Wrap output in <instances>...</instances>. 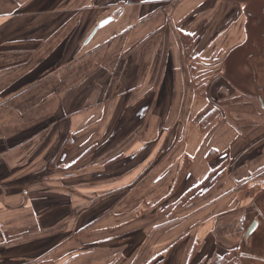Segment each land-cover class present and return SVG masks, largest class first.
Masks as SVG:
<instances>
[{"label": "crops", "instance_id": "1", "mask_svg": "<svg viewBox=\"0 0 264 264\" xmlns=\"http://www.w3.org/2000/svg\"><path fill=\"white\" fill-rule=\"evenodd\" d=\"M78 1L0 0V264H48L36 255L48 259L52 235L59 238L56 264L67 257L83 264H197L229 251H219V238L204 227L232 211L246 177L264 168V154L252 167L248 153L264 139V104L232 81L222 85L230 94L221 91L219 106L208 103L191 75H203L199 62L222 61L208 51L228 22L226 34L241 19L246 32L243 4L84 0L94 3L79 21ZM108 17L115 27L104 25L86 42ZM184 36L193 40L189 58ZM247 39L226 36L218 46L228 52ZM8 79L15 80L2 85ZM123 104L129 112L120 116ZM47 109L54 110L50 119ZM215 110L201 129L202 116ZM66 136L71 146L50 162ZM111 142L120 150L113 161L134 164L118 177L79 182L95 172L89 165L96 149L114 157ZM49 204L69 211L56 214L48 232ZM80 204L86 207L79 211ZM146 205L149 213L135 208Z\"/></svg>", "mask_w": 264, "mask_h": 264}, {"label": "rangeland", "instance_id": "2", "mask_svg": "<svg viewBox=\"0 0 264 264\" xmlns=\"http://www.w3.org/2000/svg\"><path fill=\"white\" fill-rule=\"evenodd\" d=\"M66 0H63V2ZM70 2V1H69ZM223 5L226 6L228 9L229 7H236L238 4L249 5L253 6V8L256 9V13L251 14L248 13V8L244 7L245 15L251 14L253 15L254 19H258V22H260V25L257 24L256 32L259 30V32L264 33V13L261 10V6L264 4V0H223ZM229 2V3H228ZM94 2H90L88 4V1H78V3H75L76 7L78 8L79 16L78 20L86 21V7H92ZM228 3V4H227ZM221 3H217V7L220 6ZM215 11L212 10V12ZM258 13V14H257ZM210 15V14H209ZM213 15V14H212ZM246 15V19L248 18ZM49 16L47 15V19ZM242 18V17H241ZM231 18L230 15L225 16L224 21H229ZM64 20V19H63ZM69 17L67 18V21H69ZM249 21V18H248ZM244 23V26H246V32L244 33L243 30H241L243 19L239 21V23L234 27V34L231 35L226 34V31L228 27L231 25V22L224 23L225 27L222 29L220 34H218V40L216 41V45L214 46V43L209 45V53L212 55L221 56L224 55L221 62L215 61V59L208 58L207 61L199 62V66L201 71H204L203 75L201 74L200 77L196 76L193 77L191 75V78H193L194 83L192 86H194V90L199 93L198 97H204L206 95L207 90V96L210 98L208 103H216L218 105V100L222 97H225L226 95H221V91H224L226 94L229 93L228 88L222 87L223 84L226 83V85H229L230 81L233 82L234 85H236L238 88H241L242 90L246 89V92L253 98V101L257 103L258 101H261L264 104V37L263 38H256L255 41L251 40L253 39V30H252V24L250 22ZM116 21L109 22L107 25H111L112 27H115ZM103 26V27H105ZM101 27V28H103ZM251 29V30H250ZM48 34V33H47ZM244 35L246 37H250L249 43L246 41V45L231 49L228 52H226L225 49H221L218 45L222 41L224 37H230L231 40L234 38H243ZM258 35V33H257ZM236 36V37H235ZM78 38V37H77ZM80 39V38H79ZM77 40V39H76ZM74 41V43L76 42ZM82 41H80L81 43ZM183 44L185 45V48L187 46V43H190L191 48L193 45V40L186 39L182 40ZM9 63V62H8ZM6 64V63H5ZM1 65V63H0ZM11 66H8L7 69H10ZM222 69V70H221ZM206 70V73H205ZM205 76V77H204ZM15 79H8L2 82V85H8ZM17 80V79H16ZM232 85V83H230ZM73 90V89H72ZM75 90V88H74ZM261 90L262 92H260ZM230 94V93H229ZM234 95V94H231ZM258 96V97H257ZM59 99V95H57ZM229 97L228 99H230ZM263 99V100H262ZM228 101V100H227ZM230 101V100H229ZM259 104V103H258ZM127 105L123 104L124 108H121L119 110L120 116L128 115L129 110L126 109ZM219 106V105H218ZM217 111L215 110L214 115H217ZM39 112H43V110H39ZM47 119H50L54 113V110L47 109ZM211 112V111H208ZM32 113H36V111H32ZM18 114V113H17ZM116 114V117L118 116ZM19 116L22 115L21 112L18 114ZM38 115L35 114L34 116ZM127 117V116H126ZM228 119L229 114L227 115ZM116 128V127H114ZM113 128V129H114ZM240 131H243L242 128H239ZM264 131V129H263ZM259 132H262V129L259 130ZM263 133V132H262ZM262 135V134H261ZM259 135V138L261 137ZM116 142V141H114ZM111 142L112 144L111 148L112 152H107L109 154H113L114 157H104L102 156L101 148L96 149L94 151V157L92 158L93 164H90V167H95V172H89L81 174L77 177V180L79 182L86 181V179H93L94 181H103L110 177H118L120 176L121 172L124 171V169L130 165L134 164L135 159L130 160H123V161H113L115 158L116 153H118L120 150L118 148H115L116 145H119L118 143ZM102 143V142H101ZM104 146L107 145L106 143H102ZM163 150V149H162ZM164 151V150H163ZM166 152V151H164ZM253 152V156L251 157V160H254V163L252 164V167H255L256 165L262 163V160H257V158L264 154V139L256 140V146L255 148L248 151V153ZM247 153V154H248ZM111 154V155H112ZM169 152L167 153V155ZM104 157V158H103ZM248 159L247 156H244V161ZM81 163V162H80ZM111 163V164H110ZM248 163V162H247ZM88 166V165H87ZM101 168V169H99ZM99 169V170H98ZM246 176V175H245ZM246 178H248L250 182L247 183V186L239 187V190L237 192V201L238 204L234 206L232 211H229L228 213L218 216L213 221L210 220V222L204 227L206 228V234L213 233L214 235L219 238L218 244L220 245L219 251L222 249L225 250H232L234 249V253H232L231 256L235 257V260L237 264H264V168L254 171L253 174L248 175ZM83 180V181H82ZM247 180V179H246ZM235 185V184H234ZM81 187V185H80ZM225 188L220 192H224ZM53 192V190L51 191ZM218 193V195L220 194ZM81 195H86L85 190H80ZM84 198V197H83ZM79 203H86V201L79 200ZM80 204L79 205V211L86 207V205ZM100 207L104 209V206L102 204L100 206H96L97 210H100ZM106 207V206H105ZM48 210V216H47V225H48V232L50 231V227L52 225L56 226V214H58V217L65 216L67 212L69 211L68 207H60V206H54V204H49L47 206ZM135 208L141 209L142 213H149L151 207L150 206H136ZM186 208V207H185ZM161 210H164V205L162 206ZM137 211V213L139 212ZM139 214V213H138ZM237 217V219H235ZM240 220V221H239ZM224 222L221 228L218 229L217 223ZM56 225H55V224ZM256 223L255 228L250 232L248 236H246V233L248 229ZM236 226V227H235ZM54 228V227H53ZM203 228V229H204ZM202 229V231H203ZM201 240H204L203 235L201 234ZM47 241V248H46V256H48V259L39 261V255H36L38 262H47L48 264H56L58 261L56 260V247L58 246L59 238L54 239L53 235L52 237H49ZM192 239V238H191ZM81 245V242H80ZM173 249V248H172ZM42 254V253H41ZM214 253L212 256H215ZM42 256V255H41ZM204 258L200 257L202 259V263H207L209 261L207 255H203ZM43 257V256H42ZM41 257V259H42ZM51 258V259H49ZM69 262L66 264H83V261L78 259L70 260V257L66 258ZM35 264V263H34Z\"/></svg>", "mask_w": 264, "mask_h": 264}, {"label": "trees", "instance_id": "3", "mask_svg": "<svg viewBox=\"0 0 264 264\" xmlns=\"http://www.w3.org/2000/svg\"><path fill=\"white\" fill-rule=\"evenodd\" d=\"M183 39L186 40V39H189V37L188 36H184ZM190 45H191L190 43H187V46L185 48V54H186V56H188V58L192 54V52H191L192 49H191ZM184 47H185V45H184ZM214 116L215 115H214L213 111L207 112L204 116H202V118L199 121L200 128L201 129L206 128V126L214 118ZM38 133H40V132L36 131L33 134H38ZM71 144H72L71 138L69 136H66V139H64L63 142L58 147V149H56V152H55L54 156L50 159V162H54L55 163L56 160L58 159L59 154L61 153V150H63L65 147L71 146ZM80 159L74 164L75 165L78 164ZM73 167H75V166H73ZM181 174H182V172H181ZM101 211H102V207H100V210H94L93 212L94 213H101ZM232 253H234V250H229V251H227V252H225V253H223L221 255H216V256L212 257V259H210V261H208L205 264H237V262L235 260V257L231 256ZM159 258L157 257L156 259L160 260ZM151 263L157 264V263H159V261L158 262L157 261L156 262L152 261ZM197 264H204V263L199 261V262H197Z\"/></svg>", "mask_w": 264, "mask_h": 264}, {"label": "flooded vegetation", "instance_id": "4", "mask_svg": "<svg viewBox=\"0 0 264 264\" xmlns=\"http://www.w3.org/2000/svg\"><path fill=\"white\" fill-rule=\"evenodd\" d=\"M244 7L245 8H248V11L250 10V12H248V13H251V14H254V13H256V9L255 8H253V6H250L249 7V5H244ZM261 10H262V12L264 13V4L261 6ZM249 15L248 14V18H249V21L248 22H250L251 24H252V30H253V35H254V37H253V39H251V40H253V41H255L254 39H255V37L256 38H263L264 37V33H262V32H259V30L256 32V27H257V24L258 25H260V22H258V19L256 18V19H254V17H253V15ZM258 14V13H257ZM257 29H258V27H257ZM251 30V29H250ZM257 33H258V35H257ZM248 39H247V41H250V37H247ZM232 250H234V249H232Z\"/></svg>", "mask_w": 264, "mask_h": 264}, {"label": "water", "instance_id": "5", "mask_svg": "<svg viewBox=\"0 0 264 264\" xmlns=\"http://www.w3.org/2000/svg\"><path fill=\"white\" fill-rule=\"evenodd\" d=\"M112 20V17H108L105 18L104 20L100 21L98 23V25L93 29V31L91 32V34L89 35L88 39L86 40V42L89 41V39L94 35V33L101 27H103L104 25L108 24L110 21ZM256 223H254L247 231L246 236H248L250 234V232L255 228Z\"/></svg>", "mask_w": 264, "mask_h": 264}]
</instances>
